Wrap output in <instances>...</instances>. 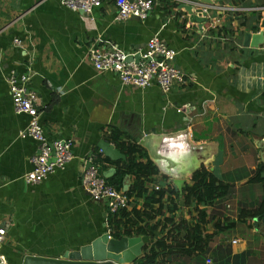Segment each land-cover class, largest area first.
Here are the masks:
<instances>
[{
    "label": "crops",
    "instance_id": "crops-1",
    "mask_svg": "<svg viewBox=\"0 0 264 264\" xmlns=\"http://www.w3.org/2000/svg\"><path fill=\"white\" fill-rule=\"evenodd\" d=\"M184 4L207 8L196 13L205 19H195ZM263 18L264 0H156L146 18L126 20L116 19L112 2L84 13L62 0H0V225L9 264H24L30 255L61 258L104 233L121 238L114 235L107 202L94 200L81 181L84 158L92 152L109 181L115 174L99 146L106 141L118 148L114 132L138 141L183 133L198 149L199 160L183 163L178 177L160 170L148 182L150 189L173 184L178 194L162 201L151 221L159 222L153 237L123 235L149 237L133 263L143 262L163 238L153 248L154 264H264V212L248 214L264 201V171L253 178L264 167V42L243 43L246 31L263 30ZM155 34L177 51L186 86L167 93L156 83L123 84L114 72H98L87 57L100 39L136 50ZM23 73L47 137L73 141L72 160L37 184L24 176L38 142L23 136L29 116L15 111L8 83L9 75ZM198 162L229 186L226 195L186 202L183 186ZM132 182L126 175L124 191ZM130 198L127 210L141 208L145 195ZM196 224L199 232H192ZM139 225L144 223L133 228Z\"/></svg>",
    "mask_w": 264,
    "mask_h": 264
},
{
    "label": "built area",
    "instance_id": "built-area-1",
    "mask_svg": "<svg viewBox=\"0 0 264 264\" xmlns=\"http://www.w3.org/2000/svg\"><path fill=\"white\" fill-rule=\"evenodd\" d=\"M156 0H62L66 7L92 13L95 8L112 2L116 7V19L126 20L132 17L146 18L152 11ZM203 12L208 13L204 8ZM21 44L19 38L15 39ZM177 51L170 47L157 34L153 35L144 48L124 50L115 43L100 39L87 49V57L98 72H114L118 74L123 84H133L139 87H148L156 83L162 91L170 92L176 85H187L188 78L185 72L176 66ZM29 75H9L8 83L16 112L29 116L27 128L23 136H30L38 142V150L30 158L32 169L24 176L28 184H37L58 168L65 167L74 157L72 139H49L40 121V108L37 99L27 87ZM102 150V149H101ZM95 152L84 158V168L81 181L84 189L94 200L106 201L112 214L131 203L130 196L124 189L116 188L102 173ZM6 237V228L0 225V264H9L2 251ZM127 264H154L153 262Z\"/></svg>",
    "mask_w": 264,
    "mask_h": 264
},
{
    "label": "trees",
    "instance_id": "trees-1",
    "mask_svg": "<svg viewBox=\"0 0 264 264\" xmlns=\"http://www.w3.org/2000/svg\"><path fill=\"white\" fill-rule=\"evenodd\" d=\"M113 139L115 144L118 146L120 151L126 155L125 159H120L117 161H111V159L106 156V161H110L116 166V172L111 177L110 181L116 188L123 189L124 178L126 175L133 176V182L126 193L132 196H142L145 195L144 203L141 208H138L137 204L131 210L128 208H123L116 214H112L110 222L114 229L116 237H122L123 235H132L134 233H144L154 236L155 231L159 227V222L151 223L156 218V215L161 213V207L163 205V200L168 197V194H178V191L173 184H169L167 187H159L157 189H150L148 187V182L152 180L154 175L160 172L158 165L150 159L146 149L139 143L137 139L127 140L122 138V133L114 132ZM104 159V160H105ZM264 171V167H260L256 171V176L254 179H260L261 173ZM105 172V171H104ZM103 173V172H102ZM105 174V173H103ZM190 183H185L183 186V191L185 194V199L187 203L196 200L200 203L211 202L216 198H220L227 194L229 186L224 183L223 180L219 179L214 175L205 164H202L197 170L192 174ZM158 204V207L155 206ZM264 212V201L261 207L253 212L250 217H255ZM203 219V218H202ZM142 221L144 225H139L135 228L133 226L137 225L139 221ZM129 225L130 228L125 231H120L121 225ZM201 230V229H200ZM199 232L197 224L193 226L192 232ZM197 236L196 238H198ZM164 244L163 238L157 240L150 247V252H148L143 262H154L156 258V253L153 251L155 245L159 246ZM142 263V262H141Z\"/></svg>",
    "mask_w": 264,
    "mask_h": 264
},
{
    "label": "water",
    "instance_id": "water-1",
    "mask_svg": "<svg viewBox=\"0 0 264 264\" xmlns=\"http://www.w3.org/2000/svg\"><path fill=\"white\" fill-rule=\"evenodd\" d=\"M211 2V0H206ZM185 5V4H184ZM185 8L195 19L202 21L205 15L198 16L196 13H203L201 8H194L185 5ZM263 30L256 32L246 31L244 33V45L259 47L264 42V18L260 23ZM147 148L150 157L154 160L159 169L163 172L173 174L178 177L182 164L190 159H198V149L196 145L189 142L186 135L163 134L144 135L139 141ZM99 146L109 158L113 160L125 159L126 155L113 144L101 141ZM197 151V153L195 152ZM197 160V161H198ZM200 162L191 169L194 172L200 167ZM184 170V168H182ZM181 186L182 180H175ZM149 241L148 236H122L121 238L110 237L109 233H104L91 244L83 246L79 250L66 253L61 258L44 256H27L24 264H127L133 263L141 255L143 245Z\"/></svg>",
    "mask_w": 264,
    "mask_h": 264
}]
</instances>
